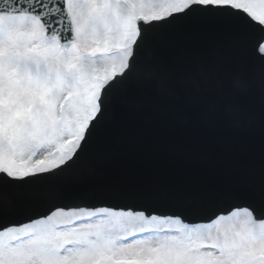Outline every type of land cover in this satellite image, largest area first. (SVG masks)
Returning <instances> with one entry per match:
<instances>
[{"label": "snow or ice", "instance_id": "1", "mask_svg": "<svg viewBox=\"0 0 264 264\" xmlns=\"http://www.w3.org/2000/svg\"><path fill=\"white\" fill-rule=\"evenodd\" d=\"M0 264H264V0H0Z\"/></svg>", "mask_w": 264, "mask_h": 264}, {"label": "water", "instance_id": "2", "mask_svg": "<svg viewBox=\"0 0 264 264\" xmlns=\"http://www.w3.org/2000/svg\"><path fill=\"white\" fill-rule=\"evenodd\" d=\"M123 163L122 161H116V162H113V165L111 166V169H115V168H119V167H122L123 166ZM110 169V170H111Z\"/></svg>", "mask_w": 264, "mask_h": 264}]
</instances>
